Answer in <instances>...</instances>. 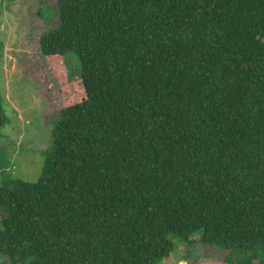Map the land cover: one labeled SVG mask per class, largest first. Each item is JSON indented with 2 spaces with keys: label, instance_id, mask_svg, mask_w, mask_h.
<instances>
[{
  "label": "trees",
  "instance_id": "obj_1",
  "mask_svg": "<svg viewBox=\"0 0 264 264\" xmlns=\"http://www.w3.org/2000/svg\"><path fill=\"white\" fill-rule=\"evenodd\" d=\"M57 14L39 47L61 117L38 179L1 182L0 264H158L170 236L196 234L228 264H264V0Z\"/></svg>",
  "mask_w": 264,
  "mask_h": 264
},
{
  "label": "rangeland",
  "instance_id": "obj_2",
  "mask_svg": "<svg viewBox=\"0 0 264 264\" xmlns=\"http://www.w3.org/2000/svg\"><path fill=\"white\" fill-rule=\"evenodd\" d=\"M57 0H0V96L5 115L0 129V185L3 179L34 182L50 149L51 132L60 120V90L40 54V38L57 29ZM69 80L80 64L64 58ZM170 236L173 251L158 264H228L226 250ZM192 240V241H191ZM2 262V258H0Z\"/></svg>",
  "mask_w": 264,
  "mask_h": 264
}]
</instances>
